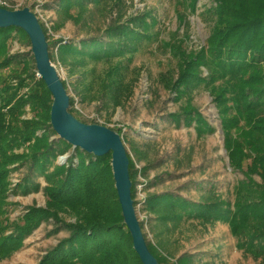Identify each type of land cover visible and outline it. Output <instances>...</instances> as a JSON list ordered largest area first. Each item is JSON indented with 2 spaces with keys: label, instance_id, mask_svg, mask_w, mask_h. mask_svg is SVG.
<instances>
[{
  "label": "trees",
  "instance_id": "obj_1",
  "mask_svg": "<svg viewBox=\"0 0 264 264\" xmlns=\"http://www.w3.org/2000/svg\"><path fill=\"white\" fill-rule=\"evenodd\" d=\"M3 1L7 5L0 7L15 8ZM176 1L177 6L192 12L197 7V0ZM211 2L204 13L209 20L206 47L193 53L182 41H164L161 46L176 65L160 72L157 82L177 104L176 111L165 115L166 120L192 127L198 139L215 130L193 104L196 89L208 91L217 109L228 166L242 177L232 185V200L225 197L216 174L207 179L190 177L175 190L149 192L163 180L148 181L152 164L140 149L132 147L137 161L144 160V164L136 167L127 152L131 197L136 207L137 178L141 176L145 194L139 201V212L144 215L140 227L160 264H195L202 252H183L176 257L170 238L190 228L204 233L217 223L227 224L237 248L264 264V0ZM54 4L52 29L57 31L71 22L81 37L51 40L40 21L51 61L67 70L73 89L76 86L82 98L90 77L100 81L97 92L105 107L123 105L132 95L135 81L125 82L128 64L141 47L159 40L154 18L149 12L127 15L124 0H55ZM177 15L184 21L179 8ZM14 37L30 45L21 29L0 28V261L18 251L23 240L44 222L53 226L48 236L61 231L67 235L47 249L37 264H142L123 223L110 154L96 157L75 148L64 163L57 162L71 145L55 137L50 126L52 96L36 76L33 57L9 53V39ZM99 62L108 69L95 76L87 67ZM62 83L67 91V84ZM69 106L77 119L94 123L81 117L72 96ZM113 130L125 143L122 129ZM192 152L193 147L178 146L171 158L176 170H186L184 175L201 174L207 168L204 163L192 166ZM24 165L29 173L10 187L9 174ZM38 177L45 181L44 206H27L11 220L9 192H37L41 187L35 181ZM145 226L152 240H147Z\"/></svg>",
  "mask_w": 264,
  "mask_h": 264
},
{
  "label": "rangeland",
  "instance_id": "obj_2",
  "mask_svg": "<svg viewBox=\"0 0 264 264\" xmlns=\"http://www.w3.org/2000/svg\"><path fill=\"white\" fill-rule=\"evenodd\" d=\"M6 1L9 3L8 5L14 6V9L28 6L48 29L51 40L57 38L79 39L81 37L78 29L71 22H66L57 31L52 29V25L56 20L55 0ZM124 1L126 2L127 15L137 12H149L151 14L150 17L156 21L154 30L158 32L159 40L148 43L134 54L128 64L125 79V82L128 83L135 80L133 93L129 99L124 101L123 105L114 108L105 107L99 99L97 90L100 81L98 79L91 80L89 77L86 80L84 85L87 91L83 93L82 98L77 93L76 89L78 88L75 86V90L73 89L72 77L67 73V70L58 63H53L60 79L67 84V93L73 97L74 108L87 121L111 129L121 128L125 138L124 146L135 161L136 167L142 166L144 160L137 161L132 147H137L145 154V158L152 164L149 169L148 181H152L156 177H161L163 180L155 187H150L149 192L175 190L190 177L207 179L210 175L216 174L218 175L216 181L221 183L225 197L232 200L230 196L232 185L236 179L242 177V174L233 172L228 166L223 149V136L219 117L212 97L203 87H199L194 91L193 104L215 129L211 134H205L203 138L198 139L192 127L183 124L176 126L166 120L165 115L176 111L177 104L171 100V93L165 91L157 82L160 72L176 65L171 60L169 51L162 48L161 44L164 45V41L169 44H175L176 42L178 44V41H182L187 47V51L193 53L206 47V39L209 35V20L204 13L211 5L212 0H197V7L194 12L177 6L176 0ZM178 8L179 12L184 15V21L177 15ZM9 42L10 54L18 52L32 56L30 45H27L23 39L14 37V39H9ZM87 69H93L95 76H101L108 69V65L99 62L90 64ZM26 116H30V113H27ZM178 146L184 147V149L193 147L192 166L196 167L204 163L207 167L205 172L189 176L183 174L186 173L184 169L176 170L171 158L176 153ZM72 153L73 148L71 147L64 155L68 157ZM59 157L57 161H59ZM67 157L59 163H64ZM28 173L26 165L11 171L9 174L10 187H14ZM168 174L171 175L167 176ZM35 181L41 185L37 192L27 195L9 192L7 208L11 220L22 215L27 206H44L45 196L42 187L45 186V181L42 177L35 178ZM144 182L145 180L138 176L136 186V200L138 203L135 209L139 221L144 217L139 212V201L142 200L145 194V192H142L141 186V183L144 184ZM52 227V224L41 223L23 240L22 247L10 257L1 260L0 264H37L47 249L67 235L66 231H61L56 235L48 236V231ZM201 231L198 232L194 228L184 229L183 232L170 238L172 249H177L176 257L183 252H202L200 259L195 264H258L251 256L244 254L241 249L237 248L236 240L231 236L227 224L217 223L214 227L209 228L207 232L201 233ZM144 232L147 240H152V234L146 226Z\"/></svg>",
  "mask_w": 264,
  "mask_h": 264
},
{
  "label": "water",
  "instance_id": "obj_3",
  "mask_svg": "<svg viewBox=\"0 0 264 264\" xmlns=\"http://www.w3.org/2000/svg\"><path fill=\"white\" fill-rule=\"evenodd\" d=\"M10 26L21 29L29 39L36 76L43 80L52 96L49 122L57 138L64 140L73 149L79 148L96 157L110 154L114 188L123 223L132 239V247L142 264H160L147 247L136 214L131 197L129 159L122 135L98 123H84L70 113L69 95L50 59L46 35L37 15L28 6L16 9L0 7V28ZM66 157L67 155H61L59 161Z\"/></svg>",
  "mask_w": 264,
  "mask_h": 264
},
{
  "label": "built area",
  "instance_id": "obj_4",
  "mask_svg": "<svg viewBox=\"0 0 264 264\" xmlns=\"http://www.w3.org/2000/svg\"><path fill=\"white\" fill-rule=\"evenodd\" d=\"M0 4H2V5H7L6 2L3 1V0H0Z\"/></svg>",
  "mask_w": 264,
  "mask_h": 264
}]
</instances>
